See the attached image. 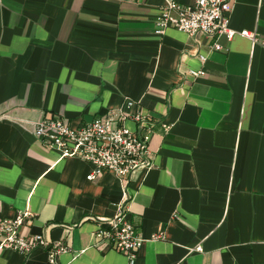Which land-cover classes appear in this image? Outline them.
I'll return each mask as SVG.
<instances>
[{
    "label": "crops",
    "instance_id": "obj_1",
    "mask_svg": "<svg viewBox=\"0 0 264 264\" xmlns=\"http://www.w3.org/2000/svg\"><path fill=\"white\" fill-rule=\"evenodd\" d=\"M163 3L0 0V219L28 210L22 235L70 249L56 264H128L94 232L125 189L144 238L135 264H264V0H234L229 21L257 42L156 35ZM126 97L168 125L154 126L153 165L126 186L108 170L86 180L89 163L33 135L43 115L79 125ZM0 264L51 263L35 248L3 250Z\"/></svg>",
    "mask_w": 264,
    "mask_h": 264
},
{
    "label": "built area",
    "instance_id": "obj_2",
    "mask_svg": "<svg viewBox=\"0 0 264 264\" xmlns=\"http://www.w3.org/2000/svg\"><path fill=\"white\" fill-rule=\"evenodd\" d=\"M154 18L153 32L161 36L166 29L174 28L187 34L193 41L200 36H226L230 39L235 34L257 42L254 32L243 29L235 31L229 21L233 11L234 0H192L182 3L176 0H163ZM214 50L222 47L214 41ZM204 63L206 56L198 53ZM193 78L204 74L202 69H187ZM132 122L134 127H130ZM33 135L48 149L57 151L60 158L76 157L90 164L86 180H93L111 171L124 186L135 173L151 169L153 157L149 150L151 134L156 124L167 129L168 125L144 111L138 99L124 98L117 108L108 109L91 121L73 125L59 114L43 115L32 122ZM126 188V187H125ZM128 195L116 206L112 217H98L94 230L96 243L123 253L128 264H135L138 250L144 238L135 231L130 220ZM28 210L17 211L11 218L0 219V252L13 250L28 255L33 249L46 250L47 259L56 264L59 254L70 249L62 240L51 241L43 234L24 236L20 228L30 221ZM95 219V218H94ZM158 237V236H154ZM201 252L202 248H195Z\"/></svg>",
    "mask_w": 264,
    "mask_h": 264
}]
</instances>
